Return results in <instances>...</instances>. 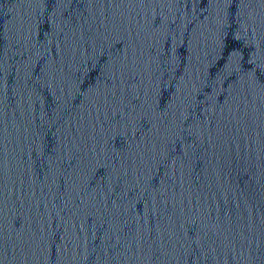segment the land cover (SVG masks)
I'll use <instances>...</instances> for the list:
<instances>
[{
	"label": "water",
	"instance_id": "obj_1",
	"mask_svg": "<svg viewBox=\"0 0 264 264\" xmlns=\"http://www.w3.org/2000/svg\"><path fill=\"white\" fill-rule=\"evenodd\" d=\"M0 264H264V0H0Z\"/></svg>",
	"mask_w": 264,
	"mask_h": 264
},
{
	"label": "snow or ice",
	"instance_id": "obj_2",
	"mask_svg": "<svg viewBox=\"0 0 264 264\" xmlns=\"http://www.w3.org/2000/svg\"><path fill=\"white\" fill-rule=\"evenodd\" d=\"M239 59V56H235L223 51L220 62L225 66V71H227L229 68H232L234 65H236L239 62Z\"/></svg>",
	"mask_w": 264,
	"mask_h": 264
}]
</instances>
